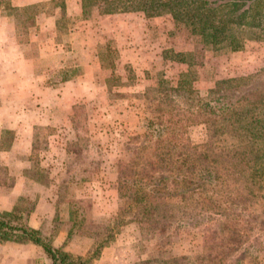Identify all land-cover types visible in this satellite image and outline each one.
Here are the masks:
<instances>
[{
	"label": "rangeland",
	"instance_id": "rangeland-1",
	"mask_svg": "<svg viewBox=\"0 0 264 264\" xmlns=\"http://www.w3.org/2000/svg\"><path fill=\"white\" fill-rule=\"evenodd\" d=\"M93 2L11 0L15 9L31 7L22 13L0 5V207L17 203L30 228L72 256L106 240L92 264H165L180 256L199 264L195 257L217 242L215 224L149 238L130 220L137 206L118 196L120 171L138 188L152 156L151 137L142 135L153 94L142 96L182 75L203 96L218 81L264 68V44L211 50L168 16L102 15ZM183 108L170 123H181ZM188 136L199 144L203 128ZM257 248L243 264H264V235Z\"/></svg>",
	"mask_w": 264,
	"mask_h": 264
},
{
	"label": "trees",
	"instance_id": "trees-1",
	"mask_svg": "<svg viewBox=\"0 0 264 264\" xmlns=\"http://www.w3.org/2000/svg\"><path fill=\"white\" fill-rule=\"evenodd\" d=\"M10 1L0 0V5L21 13L31 8L15 9ZM92 4L102 15L168 16L211 50L225 46L239 51L245 40L264 44V0H94ZM144 94L151 113L144 125L149 134L142 136L151 137L152 156L138 188L121 171L118 181L119 198L128 197L137 206L131 222L141 223L144 236L160 241L175 229L213 223L217 242L195 257L199 264L254 261L264 235V68L218 81L203 96L188 85L185 75L175 86L158 83ZM179 103L184 104V113L181 123L174 125L169 117L179 110ZM196 126L203 128L199 144L188 136ZM26 216L17 203L0 211V244L35 245L50 264H92L106 246V240L94 241L86 256H72L30 228ZM186 259L171 257L165 264H188Z\"/></svg>",
	"mask_w": 264,
	"mask_h": 264
},
{
	"label": "crops",
	"instance_id": "crops-1",
	"mask_svg": "<svg viewBox=\"0 0 264 264\" xmlns=\"http://www.w3.org/2000/svg\"><path fill=\"white\" fill-rule=\"evenodd\" d=\"M13 145V143H12ZM11 190V189H10ZM12 191L4 192L1 195L8 196L7 194H12ZM19 199V194L15 195V201ZM13 205H10V208H3L0 207V211H9L12 209ZM35 229V228H34ZM54 247H62L61 244L56 243V239L53 238L51 240ZM63 250L67 253L70 252L67 246L63 248ZM13 257V259L10 261L11 264H50L47 263V261L42 257V254L40 251L37 250L36 247H33L28 244H19V245H12V243H2L0 244V258H9ZM3 264V263H0Z\"/></svg>",
	"mask_w": 264,
	"mask_h": 264
}]
</instances>
